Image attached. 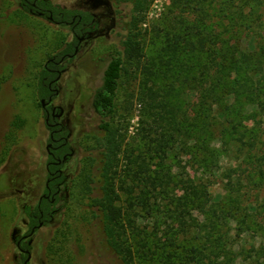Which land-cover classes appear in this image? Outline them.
Masks as SVG:
<instances>
[{
    "label": "rangeland",
    "instance_id": "obj_1",
    "mask_svg": "<svg viewBox=\"0 0 264 264\" xmlns=\"http://www.w3.org/2000/svg\"><path fill=\"white\" fill-rule=\"evenodd\" d=\"M50 1L88 12L97 0ZM252 6L241 0H150L137 28L146 57L141 64H126L114 119L123 140L114 170L119 204L128 208L127 188L139 170L130 162L131 153L133 158L142 156L153 175L164 169L163 175L176 181L191 177L204 194L200 207L189 216L193 234L186 242L207 246L208 254L216 249L217 262L232 264H264V111L244 89L237 97H228L221 87L213 97L205 96L214 86L211 77L221 74L223 79L228 67L229 83L237 86L239 79L253 85L255 97L264 103V10L253 13ZM186 27L191 28L189 40L204 39L206 50L191 54L190 44L182 43V54L170 63L171 74L164 76L169 58L159 56L167 48L168 35L172 39L185 34ZM118 39L100 35L87 40L57 84L60 93L54 105L65 110L61 121L71 131L75 155L63 168L66 183L52 221L31 237L28 264H125L109 245L102 218L93 207V198L101 196L103 165L93 95L102 86L111 54L120 50ZM70 41L69 28L25 13L20 0H0V264H24L27 259L17 242L29 232L26 210L38 205L47 176L49 134L37 97L38 77L45 63ZM153 62L155 77L148 75ZM191 64L194 69H188ZM147 85L156 89L157 101L145 95ZM165 97L169 105L164 112L175 113L172 125L180 124L191 133L183 138L171 133L174 149L162 160L150 145L158 137L151 126L161 124L156 117ZM134 188L139 195L141 188ZM182 188L172 184L169 197L161 195L158 200L151 195L154 212L138 205L139 228L163 234L174 225L176 231L179 223L171 219L174 213L169 208L173 198L185 194ZM224 204L233 208V215L222 233L211 236L207 213Z\"/></svg>",
    "mask_w": 264,
    "mask_h": 264
},
{
    "label": "trees",
    "instance_id": "obj_2",
    "mask_svg": "<svg viewBox=\"0 0 264 264\" xmlns=\"http://www.w3.org/2000/svg\"><path fill=\"white\" fill-rule=\"evenodd\" d=\"M119 1L130 2L133 5L131 19L128 24V34L123 36L121 49L111 54V60L104 72L102 86L97 89L93 95V107L100 117L99 127L102 132L100 137H96V141L100 147V154L103 158V165L101 167V196L93 198V207L102 218L108 243L115 253L122 258L125 264H134L137 259L140 261V264H232L231 261L217 262L220 255L217 253L216 249H212L210 254H208L207 246L192 244V240L186 242L187 237L193 234L189 216L192 217V211L200 207L198 200L202 198L204 194L191 177H183L176 181V179H173L168 173L163 175L164 169L161 170V172L156 171L153 175L146 165V160L143 159L142 156L133 158L131 153L129 155L130 162L139 166V170L132 174L134 177V184L131 186L129 185L127 188L129 194L128 208H124L119 204L121 198L115 188L114 170L117 168L118 156L122 151L123 140L119 128L114 125L117 110V97L124 72L126 71V64L131 62L141 64L142 60L146 57L144 46L141 41V34L137 32V28L145 19L144 14L150 0ZM241 2L244 4L251 3L253 5V13H261L264 10V0H241ZM20 4L22 10L27 14L39 16L50 22L59 23L62 26L71 25L76 35L74 41L70 43L63 52L50 58L53 59L54 62H49L47 68L41 70L39 74L37 97L42 106L43 100L49 102V99L53 97V93L50 90V83L57 77V74H53L52 71L55 69H63L62 67H57L56 64L60 63L65 55L74 53V46L79 43L78 37L84 35L81 29L77 27L80 19L87 23L91 20V17L89 13L65 9L53 4L50 0H20ZM242 15H244L243 12ZM190 29V27H186L185 34L181 33L177 36L175 35L172 39L170 35H168L167 40L169 43L167 48H163L159 56L160 58H169L166 59L167 62L165 66L167 70H162L164 76H169V74H171L172 68L170 67V63L179 53L182 54V43L190 44L192 48L190 50L191 54L195 53L197 50L199 54H201L206 50V41H204V39L198 41L189 40L187 36L190 34L187 30L189 31ZM164 54L166 55L165 57ZM173 55L175 57L172 58ZM224 57V60L227 61L230 59V53L226 52ZM155 65L154 62L151 65L152 68L148 74L151 77L157 76L158 72L154 69ZM189 68L194 69V65H188V69ZM231 70L232 69L228 67L224 69L223 79L220 78L221 74L218 79L211 77L214 86L211 90L207 91L205 97H213L214 91L218 87L224 89L228 97H237L241 90L244 89V93H247L252 100L256 102L257 106L261 108V111H264V103L260 102L257 96L255 97V95H257V90L253 85L249 83L244 84V82H241L239 79L236 81L237 86L231 82L229 83ZM238 70L239 76H241L244 70L243 66ZM193 79L195 81L197 80V78ZM145 95H147L152 102L154 100L157 101V95L159 94L154 86L147 85V87H145ZM164 100L165 101L161 103L163 111L156 117V120L160 121L161 124L160 126L156 125V127L154 125L151 126V129H154L152 131H154L158 137L151 141L155 143V145H150L152 152L158 154L162 160L168 158L170 152L174 149V146H172L173 140L171 138V133L175 132L179 138H183L184 136L187 137L191 133L188 129L182 130L180 124H178V127L176 126L177 124L172 125L176 122L175 113L174 111L169 112L171 109H167L168 111L166 110V112H164L165 108L169 105L166 97ZM15 125L18 128L21 127L20 124L16 123ZM232 129L234 133L239 132L236 125H233ZM57 130L59 133L54 136V139L57 140L68 136L69 129L67 127L61 128L60 126ZM150 133L147 134V137H151ZM50 142H52V140H50ZM62 143H65V140H63ZM54 154L56 157H62L63 152L56 151ZM50 160L52 161L53 158H50ZM52 171L54 172L55 168H52ZM49 180V190L47 189L46 195L50 197L44 198L36 208H27L26 210V213L30 217L31 228L39 224L38 220L51 222L56 211L55 207L59 201V187L64 184L65 178L57 174L54 178L49 177ZM172 184H182V189L186 191L182 197L173 198L170 202L171 208H169V211L174 213V215L170 217L179 223L177 224V230L175 231L174 225L168 226L167 231H164L163 234L140 229L136 219L137 214L135 210L137 206L141 205L149 213L154 212L155 209L151 203V195L157 200L160 199L161 195H167L169 197V187ZM134 185L141 188V193L139 195H135ZM227 206L226 204L219 206L215 205L210 212L207 213V219L210 223L209 233L211 236L216 233H222L225 229V223H229V217L233 215V208L229 205ZM180 235H183L184 238L181 239ZM164 237L168 238L165 239ZM182 240H184V242H182Z\"/></svg>",
    "mask_w": 264,
    "mask_h": 264
},
{
    "label": "flooded vegetation",
    "instance_id": "obj_3",
    "mask_svg": "<svg viewBox=\"0 0 264 264\" xmlns=\"http://www.w3.org/2000/svg\"><path fill=\"white\" fill-rule=\"evenodd\" d=\"M103 1V0H97L94 2L93 5V10L88 11L86 13L90 14L91 20L86 22H83L82 19H80V22L78 23L77 27L81 29V32L84 33L83 36L78 37L79 43L74 46V53L72 54H67L65 55L60 63H57V67H62V70L55 69L52 71V73L57 74V77L53 79L50 83V90L53 93V97L49 99V102H45V106H43L42 103V111L44 114L45 118V124L48 129V144H47V160H46V184H45V189L40 197V200L38 202L41 203V201L44 198H49L50 196L46 195L47 189L49 190V177L54 178L57 174H60V176H63L65 178L64 184L59 187V199H60V194L62 187L66 183V177L64 176L63 168L64 166L69 162V160L75 155V150L72 147L70 143V137H71V131L66 123L61 121V119L65 116V110L60 107L54 105L55 99L58 97L60 90L57 88L58 82L62 79L63 75L67 72L68 67L67 63L70 61H73L78 54L80 53L82 45L89 39H93L98 36H116L118 37V42L117 45L121 49L122 41H123V36L128 34V24H126V20L129 17V15L132 13L133 5L130 2H123L119 0H108ZM53 3V2H52ZM54 4V3H53ZM56 5V4H55ZM58 6V5H57ZM61 7V6H60ZM63 8V7H62ZM66 9V8H65ZM76 11V10H74ZM39 17V16H37ZM41 18V17H39ZM43 19V18H41ZM76 19V18H74ZM46 20V19H43ZM48 21V20H46ZM50 22V21H49ZM55 25L62 26L59 23H54L51 22ZM128 26V27H127ZM67 27L70 29L71 34H72V41L66 44L64 50L67 48V46L74 41L75 38V33L74 30L72 29L71 25L63 26ZM63 50V51H64ZM62 51V52H63ZM54 60L49 59L44 67L42 68L45 69L48 66V63ZM42 101V102H43ZM65 128L67 127L69 129V133L67 137H62L60 139H54V136L58 134L57 128L60 127ZM63 130V129H62ZM52 140V142H50ZM65 140V143H62V141ZM57 145V146H56ZM56 151H61L63 152L62 157H56L54 152ZM50 158H53L51 161ZM52 168H55V171H52ZM37 205V206H38ZM36 206V207H37ZM35 207V208H36ZM56 212V211H55ZM55 214V213H54ZM54 217V215H53ZM53 219V218H52ZM39 224L31 228L30 227V217L28 220V229L29 232L22 238L18 239L17 246L19 250L22 252L23 257H27L25 260L24 264H28V260L30 257V249L29 246L31 245V237L40 229L43 227L45 224L49 223L47 221H42L38 220ZM27 242V244H26Z\"/></svg>",
    "mask_w": 264,
    "mask_h": 264
},
{
    "label": "water",
    "instance_id": "obj_4",
    "mask_svg": "<svg viewBox=\"0 0 264 264\" xmlns=\"http://www.w3.org/2000/svg\"><path fill=\"white\" fill-rule=\"evenodd\" d=\"M42 103H43V106H45V102L43 101Z\"/></svg>",
    "mask_w": 264,
    "mask_h": 264
}]
</instances>
